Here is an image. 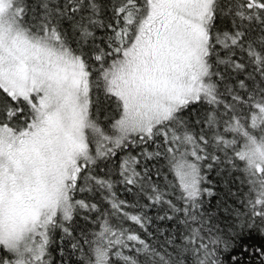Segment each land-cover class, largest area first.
Listing matches in <instances>:
<instances>
[{
    "label": "snow or ice",
    "instance_id": "obj_1",
    "mask_svg": "<svg viewBox=\"0 0 264 264\" xmlns=\"http://www.w3.org/2000/svg\"><path fill=\"white\" fill-rule=\"evenodd\" d=\"M0 264H264V0H0Z\"/></svg>",
    "mask_w": 264,
    "mask_h": 264
},
{
    "label": "trees",
    "instance_id": "obj_2",
    "mask_svg": "<svg viewBox=\"0 0 264 264\" xmlns=\"http://www.w3.org/2000/svg\"><path fill=\"white\" fill-rule=\"evenodd\" d=\"M213 179H215V178L213 177ZM215 190L219 193V195L221 197H223L224 191H223V189H222V187L220 185H216ZM213 203H215V201H213Z\"/></svg>",
    "mask_w": 264,
    "mask_h": 264
}]
</instances>
